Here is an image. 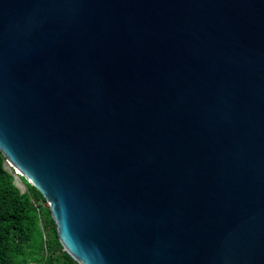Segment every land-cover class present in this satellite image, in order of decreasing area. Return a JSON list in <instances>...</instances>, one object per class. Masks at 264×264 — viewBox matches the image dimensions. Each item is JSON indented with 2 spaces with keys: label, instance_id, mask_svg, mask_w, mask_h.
<instances>
[{
  "label": "water",
  "instance_id": "water-1",
  "mask_svg": "<svg viewBox=\"0 0 264 264\" xmlns=\"http://www.w3.org/2000/svg\"><path fill=\"white\" fill-rule=\"evenodd\" d=\"M0 153L79 264H264V0H0Z\"/></svg>",
  "mask_w": 264,
  "mask_h": 264
},
{
  "label": "trees",
  "instance_id": "trees-1",
  "mask_svg": "<svg viewBox=\"0 0 264 264\" xmlns=\"http://www.w3.org/2000/svg\"><path fill=\"white\" fill-rule=\"evenodd\" d=\"M5 163L0 153V264H79L58 241L41 194L22 176L20 191Z\"/></svg>",
  "mask_w": 264,
  "mask_h": 264
},
{
  "label": "rangeland",
  "instance_id": "rangeland-1",
  "mask_svg": "<svg viewBox=\"0 0 264 264\" xmlns=\"http://www.w3.org/2000/svg\"><path fill=\"white\" fill-rule=\"evenodd\" d=\"M4 167L10 171L12 173V181L15 184V186L20 190H24L23 187V180L21 178V176L19 177L18 174L14 171V169H10L9 166L7 165V163L4 164ZM24 179V178H23Z\"/></svg>",
  "mask_w": 264,
  "mask_h": 264
}]
</instances>
